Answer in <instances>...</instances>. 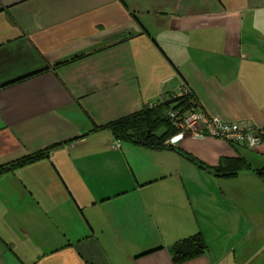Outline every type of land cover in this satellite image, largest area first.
Returning <instances> with one entry per match:
<instances>
[{"label":"crops","instance_id":"0c3cea01","mask_svg":"<svg viewBox=\"0 0 264 264\" xmlns=\"http://www.w3.org/2000/svg\"><path fill=\"white\" fill-rule=\"evenodd\" d=\"M183 83L261 144L107 127ZM0 168V264H175L196 233L179 264H264V0H0Z\"/></svg>","mask_w":264,"mask_h":264},{"label":"trees","instance_id":"16d2710c","mask_svg":"<svg viewBox=\"0 0 264 264\" xmlns=\"http://www.w3.org/2000/svg\"><path fill=\"white\" fill-rule=\"evenodd\" d=\"M172 96H167L169 98L167 102L159 104L154 108L146 106L141 111L109 123L107 127L119 140L143 145L152 149L172 148L171 145L166 143V140L177 130L166 112L169 109H186L191 105L190 97ZM160 128H164V131L160 135H157L156 133ZM178 152L181 153V151ZM42 155L43 152H38L33 155L24 156L12 162L9 168L12 169L15 166L28 163L40 158ZM188 158L191 159L190 157ZM197 164L200 167L211 169L218 176H234L240 169L249 167L242 158L222 160L215 167L204 166L200 162H197ZM1 170L2 168H0ZM257 173L261 174L263 172L262 170H257ZM171 250L173 263L179 264L204 254L207 251V243L201 233H196L175 242Z\"/></svg>","mask_w":264,"mask_h":264},{"label":"built area","instance_id":"2783aa9c","mask_svg":"<svg viewBox=\"0 0 264 264\" xmlns=\"http://www.w3.org/2000/svg\"><path fill=\"white\" fill-rule=\"evenodd\" d=\"M179 95L190 97L189 108L169 109L166 114L170 118L173 126L177 130L166 143H171L186 134H195L197 136H209L223 139L231 144L245 146L248 149H254L263 140V131L249 123L229 122L217 116H210L197 105L194 96L189 88L183 83L179 88ZM177 96L173 95L172 97ZM169 98L163 95L156 102L149 103V108H154L159 104L167 102ZM118 140L115 144L120 147Z\"/></svg>","mask_w":264,"mask_h":264}]
</instances>
